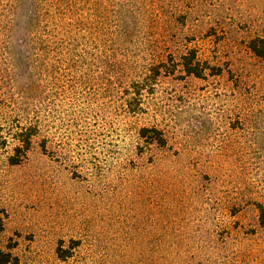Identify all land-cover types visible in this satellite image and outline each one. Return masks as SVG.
<instances>
[{
    "label": "rangeland",
    "instance_id": "obj_1",
    "mask_svg": "<svg viewBox=\"0 0 264 264\" xmlns=\"http://www.w3.org/2000/svg\"><path fill=\"white\" fill-rule=\"evenodd\" d=\"M142 6L115 73L74 74L48 48L31 74L15 71L7 50L23 32H0V249L21 264H71L56 250L74 238L80 264H264V58L248 46L264 38V0ZM190 48L220 73L178 64L127 107L130 79ZM24 120L40 130L11 164ZM153 126L164 145L140 136Z\"/></svg>",
    "mask_w": 264,
    "mask_h": 264
},
{
    "label": "trees",
    "instance_id": "obj_2",
    "mask_svg": "<svg viewBox=\"0 0 264 264\" xmlns=\"http://www.w3.org/2000/svg\"><path fill=\"white\" fill-rule=\"evenodd\" d=\"M142 4L143 0H7L5 5L1 3L0 8L9 11L8 18L11 20L5 23L0 15V32L3 36L10 37V34H16L19 29L23 32L18 43L9 42L7 55L13 70H18L22 64L25 72L31 74L35 67V57L48 48L52 50L54 57L67 56L73 65L71 72L74 74L82 67L91 71L96 67L100 72L103 66L115 73V66L120 64L122 55L127 54L123 53L128 49L124 45L132 43L135 18L143 12ZM248 46L255 55L264 58L263 37L253 38ZM178 64L186 74L196 77H203L208 71L214 74L221 71L220 67L203 61L195 48L182 54L179 61L171 54L165 61L153 60L137 77L126 83V89H133V95L126 100L127 105L129 104L127 107L135 110L140 104L142 92H150L159 76L175 71ZM4 104L6 100L1 97L0 108ZM24 121L18 124L19 128L13 133L16 144L9 156L11 164H19L27 157L33 138L40 130L38 123ZM139 134L159 145L166 142L162 130L154 126L143 127ZM259 207L260 221L264 226V207ZM4 229V221L0 217V236ZM81 244L79 239L74 238L67 243L60 240L56 250L58 258L63 262L69 261L72 264L73 260V264H80L76 262V251ZM21 263V257L12 248L0 249V264Z\"/></svg>",
    "mask_w": 264,
    "mask_h": 264
}]
</instances>
